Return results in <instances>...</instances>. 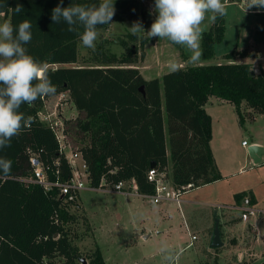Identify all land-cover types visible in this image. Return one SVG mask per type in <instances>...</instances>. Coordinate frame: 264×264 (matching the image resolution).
Masks as SVG:
<instances>
[{
    "label": "trees",
    "instance_id": "obj_1",
    "mask_svg": "<svg viewBox=\"0 0 264 264\" xmlns=\"http://www.w3.org/2000/svg\"><path fill=\"white\" fill-rule=\"evenodd\" d=\"M0 3L5 4L0 13L13 26L30 20L32 40L25 46L28 54L47 65V75L57 88L55 94L68 91L79 110L73 121L84 143L78 151L92 187H99L102 178L110 184L135 178L141 191L153 192L154 182L147 178L153 160L157 171L169 178L171 167L170 180L177 188L210 182L218 174L210 149L212 117L205 108L209 98L231 103L241 120L244 102L250 118L255 113L264 115V72L256 73L251 63L235 60L238 55L246 56L244 50L236 52L235 47L225 55L226 62L189 65L148 80L137 63L145 56L149 37L130 33L120 40L126 50L119 56L100 44L94 63L81 65L79 35L68 32L63 22L54 24L51 20L52 9L60 0ZM71 3L98 4L99 0H63L64 7ZM17 4L23 6L20 13L14 11ZM114 6L116 21L147 16L140 0H115ZM110 24L98 26V31ZM225 31L224 15L203 32L204 60L214 56ZM43 104L41 97L31 106H21L19 111L30 116L31 122L12 138L11 147L0 150V156L12 161L11 174H0V264H77L81 260L70 238L68 224L74 216L66 196L58 187L46 190L30 180L33 157L51 181L66 182L72 176L54 130L38 118ZM245 195L244 191L236 198ZM88 264L107 263L96 250Z\"/></svg>",
    "mask_w": 264,
    "mask_h": 264
},
{
    "label": "rangeland",
    "instance_id": "obj_2",
    "mask_svg": "<svg viewBox=\"0 0 264 264\" xmlns=\"http://www.w3.org/2000/svg\"><path fill=\"white\" fill-rule=\"evenodd\" d=\"M223 2L226 5L224 39L216 45L215 54L211 59L204 60L201 56L196 64L226 62L225 55L236 47V52L244 50L247 53L245 57L238 55L235 58L236 61L251 63L256 73L264 72V10L258 11L252 8L246 12L240 0H223ZM140 3L147 16L144 19L138 17L124 21L113 20L107 29L99 31L94 50L84 47L79 40L78 64H93L96 48L100 44L110 52L121 55L126 49L120 44V40L128 38L131 33L128 27H131L134 21H141L147 31L156 16L155 13L150 15L154 0H140ZM5 21L10 22V19L3 13L0 14V23ZM211 25L212 21L206 20L203 24L204 31ZM144 51L145 56L139 60L137 66L140 71L143 70L148 80L156 74L162 76L163 73L168 72L167 64L170 59L178 62V68L190 64L184 47L180 49L164 39L151 38L144 46ZM41 111L55 116V121L63 122V127L68 131L66 132L67 140L72 149L78 151L84 140L75 131L73 120L80 115V112L72 98L66 97L60 100V93L46 96ZM220 111L223 116L221 120L225 121L228 132L231 135L234 134L231 139L236 157L244 156L243 149L240 148L242 139L248 142L259 141L264 145V115L255 113L254 117L250 118L248 116L250 109L246 105L242 108V120L236 109H230L229 106L222 107ZM215 115L218 114L215 113ZM66 120H69L68 124H65ZM245 151L248 152V148ZM244 169L243 173L231 178L229 182L231 187L234 188L236 184L240 187L249 186L258 179L264 181V166L253 169L251 163H245ZM171 176L170 174V178ZM190 191L194 193L196 188L183 192L182 198ZM196 192L195 196L189 195L193 202L182 200L181 205H178L177 202L171 201L169 205L165 202L166 200L153 204L149 203L147 198L135 195H124L90 187L82 189L79 192L78 206L69 207L74 216L68 224L70 238L81 254V260H78L77 264H88L96 250L102 252L107 264H167L161 254V249L164 247L175 252L176 259L173 264H219L217 255L223 257L222 251L226 247L212 248L209 238V233L214 231L217 220L221 221L224 241L229 243L230 240H240L242 246L248 241L250 243L254 241L251 236L255 232L247 227L245 234L249 240L241 238L238 234L227 239L221 209L201 204L200 200H206L201 196L203 191ZM162 213L166 217L162 216ZM224 215L230 221L239 219L238 213L226 211ZM159 220L163 222L160 226L164 224L172 226L174 239L171 241L175 240V242L170 243V238L164 240L163 235L153 234L147 239L144 238L142 231L146 230V234L150 233L152 229L150 231L149 229L156 227ZM192 233L197 239L191 237ZM176 237L178 239H175ZM191 241L192 243L186 247ZM254 250L251 248V251Z\"/></svg>",
    "mask_w": 264,
    "mask_h": 264
},
{
    "label": "clouds",
    "instance_id": "obj_3",
    "mask_svg": "<svg viewBox=\"0 0 264 264\" xmlns=\"http://www.w3.org/2000/svg\"><path fill=\"white\" fill-rule=\"evenodd\" d=\"M115 0H99V3L63 6V0L52 9L54 24L64 23L67 31L79 35L82 45L95 49L98 26L112 23L115 15ZM5 4L0 3V7ZM246 12L256 8L264 10V0H243ZM23 6L17 4L14 11L20 13ZM155 19L146 31L141 21L128 27L131 34L142 37L164 39L179 45L190 53L188 63L196 64L203 55L201 40L206 20L215 22L226 15L223 0H154L150 15ZM2 14V13H0ZM83 29L81 32L80 29ZM32 23L24 20L13 26L10 22L0 23V150L11 147L12 138L20 135L24 126L31 122L20 110L22 105L31 106L37 99L54 95L56 86L47 75V65L35 60L25 47L32 40ZM171 72L178 70L175 59L168 61ZM12 161L0 156V174L10 175ZM163 260L173 264L175 252L167 247L161 249Z\"/></svg>",
    "mask_w": 264,
    "mask_h": 264
},
{
    "label": "crops",
    "instance_id": "obj_4",
    "mask_svg": "<svg viewBox=\"0 0 264 264\" xmlns=\"http://www.w3.org/2000/svg\"><path fill=\"white\" fill-rule=\"evenodd\" d=\"M186 52L188 53L187 56L189 58L190 53L188 52L187 49ZM189 65H194V64H188L187 66ZM187 66H183L182 68H185ZM140 72L146 78V76L143 73V70H141ZM156 77L161 78L162 76L156 74L153 77H151V79ZM245 105L246 104L244 102L242 104V108ZM224 106H229L230 109H235V107L231 103L214 96H211L207 104L205 105L207 112L210 113L212 117V139L210 141V149L212 156L214 158L218 176L215 179L211 180L210 182L199 184L194 188H196V191L198 192L200 190L203 191L201 196H203L202 198H205L206 200L204 201L200 200L199 202H201V204L211 205L217 207V209L219 208L221 209V213L223 215L222 217L224 218V224L226 227L227 239L228 237L230 238L235 234L236 235L238 234L241 238L242 237H244V239L247 238V235L245 234L246 227L250 229L252 228L253 231L255 232L252 233L251 236L252 240H254L252 241L253 243L252 242L250 243V241L246 242V244L244 245L246 247L241 245L240 240H234V241L230 240V242L228 243V241L223 240L221 221L217 220L219 222V227L221 232L220 240L222 244L220 248L224 246L226 247V249L222 251L223 257L221 256L219 257L217 255L218 260L220 262L219 264H264V181H260L261 179H258L255 182L251 183L249 186L246 185L244 187H240L239 184H236L234 188L231 187L229 184L233 176H237L239 175V173L244 172L245 163H251L253 169L264 166V145H262V143H260L259 141L252 140L251 142H249L250 144L249 146H251L252 144H259L260 146H262L263 149L260 155V161L255 162L254 159L250 156L249 151L248 152L245 151L246 148L249 149V146H243L242 141L245 139H242L240 148L243 149L244 156L243 158H240L239 156L236 157L233 151V145L231 139L233 138L234 134L231 135V133L228 132L227 127L225 126L226 125L225 121L221 120L223 116L221 115L222 113L220 110ZM215 113L218 115H215ZM168 137L169 135L166 129L167 142H168ZM235 170L237 171L235 172ZM170 174H171V167H169V175ZM196 191L194 193H197ZM244 191L248 193V196L253 197L252 202L255 204V206L258 209H260L258 215L250 216L247 220L242 219L241 211L236 208V206H239L242 202V199L238 200L236 198V194ZM194 193L190 191L184 194L185 196H183V198L181 195V202L182 200L185 202H193V200L189 198V195L191 194L195 196ZM221 197H226V198L219 199ZM171 201L173 200H166L165 202H167L170 205L172 203ZM181 202L180 204L177 202V204L181 205ZM219 204L221 205V207H218ZM226 211L238 213L239 219L235 221H230L224 215V212ZM162 216L166 217L164 213H162ZM162 223H163L162 220H159L156 227L154 226L149 229V231L151 229L152 231H150V233L148 234H146L147 232L146 230H143L142 235L144 236V238L147 239L151 237L153 234L157 236L163 235L164 240L170 238V243L175 242V240L173 242L171 241L174 239L172 236V231H173L171 229L172 226L171 225L167 226V224L160 226ZM193 235L195 234L192 233L191 237ZM209 238H210V242L212 243L213 231L209 233ZM175 239L178 238L176 237ZM191 243L192 241L188 245H186V247L189 246ZM251 248H254L255 250L251 251ZM219 249L218 251H220Z\"/></svg>",
    "mask_w": 264,
    "mask_h": 264
},
{
    "label": "built area",
    "instance_id": "obj_5",
    "mask_svg": "<svg viewBox=\"0 0 264 264\" xmlns=\"http://www.w3.org/2000/svg\"><path fill=\"white\" fill-rule=\"evenodd\" d=\"M240 3L243 5V0H240ZM66 97H71L68 91L60 92V100ZM38 118L41 122L54 130L56 137L60 142L61 150L71 166L72 176L66 182H62L59 179L51 181L48 179L43 167L40 164H35L37 158L33 157L34 175L30 180L41 183L46 190H52L53 188L58 187L62 196H66L65 200L68 205V210L71 205L75 207L78 206L79 192L88 187L147 198L148 201L153 204H158L164 200H173L180 204L182 193L195 187L193 183H190L185 185L183 189L177 188L165 173L157 171L156 168H151L147 173L148 180L154 182L155 185L153 192L141 191L135 178L121 180L113 184L107 183L105 178H102L99 187H92L88 182L87 165L82 158L81 153L72 149L67 140L63 122L59 123L58 121H55V116L53 117L50 113H43L41 110L38 113ZM242 145L249 146L250 144L247 140H243ZM218 207H221V205L219 204ZM236 208L241 211V217L243 220H247L250 216L258 215L260 211L248 195L242 198L241 204L236 206ZM192 238L196 239V235H193Z\"/></svg>",
    "mask_w": 264,
    "mask_h": 264
},
{
    "label": "water",
    "instance_id": "obj_6",
    "mask_svg": "<svg viewBox=\"0 0 264 264\" xmlns=\"http://www.w3.org/2000/svg\"><path fill=\"white\" fill-rule=\"evenodd\" d=\"M248 150L250 156L254 159L255 162L260 161V155L263 150L262 146H260L259 144H252L251 146H249ZM35 164H39V161L35 160ZM151 168H156V162L154 160L151 161ZM220 234L221 232H220L219 222L217 221L213 231V241L211 243L212 248H218L221 246L222 242L220 240ZM55 236L57 235L55 234ZM83 262L86 263L85 260H83Z\"/></svg>",
    "mask_w": 264,
    "mask_h": 264
}]
</instances>
